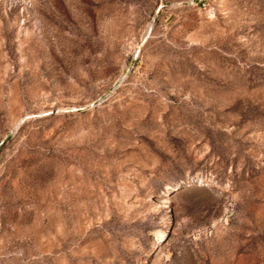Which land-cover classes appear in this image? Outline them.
Wrapping results in <instances>:
<instances>
[{
  "label": "rangeland",
  "instance_id": "rangeland-1",
  "mask_svg": "<svg viewBox=\"0 0 264 264\" xmlns=\"http://www.w3.org/2000/svg\"><path fill=\"white\" fill-rule=\"evenodd\" d=\"M0 264H264V0H0Z\"/></svg>",
  "mask_w": 264,
  "mask_h": 264
}]
</instances>
